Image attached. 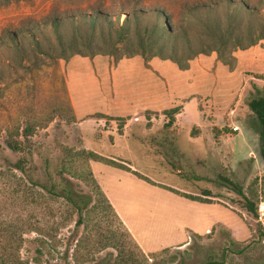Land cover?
<instances>
[{
    "label": "rangeland",
    "instance_id": "374dc122",
    "mask_svg": "<svg viewBox=\"0 0 264 264\" xmlns=\"http://www.w3.org/2000/svg\"><path fill=\"white\" fill-rule=\"evenodd\" d=\"M196 1L0 0V264H34L37 250L41 264H264L258 207L257 217L247 213L243 199L222 180L235 183L257 205L264 203V161L257 119L248 107L253 85L264 95L261 76L229 75L216 58L217 68L192 84L198 85L197 95L171 107L179 111L169 126L163 112L171 108L131 118L95 114L78 120L66 89L64 60L53 58L51 51L35 58L1 46L9 32L36 29L52 19L67 29L73 22L79 27L84 15L97 13L114 17L142 10L152 18V11L164 9L180 25L184 8ZM46 30L54 38L51 27ZM98 80L104 85L97 88L95 80L82 79L81 94L92 91L97 99H114L106 87L110 73ZM7 141L21 142L22 152L8 150ZM84 151L125 165L157 189L130 209L132 228L146 239L160 236L177 217L195 214L184 200L208 206L216 223L207 234L187 229L188 241L165 247L169 252L143 251L117 214L98 205L103 197L87 177L91 162L83 164L77 156ZM3 155L11 162L29 159L34 184L7 170ZM60 175L71 179L76 192L93 196L95 208L84 212L81 226H76L72 205L41 188L49 189ZM204 190L212 197L201 196ZM118 251L123 257L116 258Z\"/></svg>",
    "mask_w": 264,
    "mask_h": 264
},
{
    "label": "trees",
    "instance_id": "16d2710c",
    "mask_svg": "<svg viewBox=\"0 0 264 264\" xmlns=\"http://www.w3.org/2000/svg\"><path fill=\"white\" fill-rule=\"evenodd\" d=\"M184 23L173 24V17L166 10L152 11V18L146 11L135 10L132 13H121L108 16L97 13L95 16L84 15L82 24L78 27L71 23L67 29L60 19H52L48 25L36 29L9 32L1 46L15 52H29L33 57H40L51 51L53 58L68 61L74 56L94 58L109 56L114 62L124 58L140 56L148 66L152 58L170 61L182 71L190 68V63L200 55L216 54L217 60L234 71L237 65L235 53L247 50L264 41V0H198L183 10ZM51 27L54 38L47 34L46 28ZM1 48V47H0ZM253 97L248 101V107L257 119L255 131L259 136L260 155L264 161V95L253 85ZM179 107L165 110L163 114L169 117L168 126L174 121ZM102 116V114H96ZM27 141V134L22 135ZM6 147L13 153L22 152L21 142H6ZM78 159L83 164L87 162H101L126 171L138 179L146 180L135 171L115 161L100 157L93 152L78 153ZM30 156V154H28ZM7 170L19 173L22 179L34 184L29 177V159L22 157L11 162L5 155L2 156ZM87 177L95 186V192L103 197L98 205L106 204L105 210L115 213L96 182L90 164L87 166ZM69 176H74L70 174ZM230 188L243 199V208L253 217H257V204L245 195L232 181L222 178ZM147 181V180H146ZM51 196L62 198L72 205L78 213L76 226L84 224V212L94 207L91 193L81 195L76 192L73 182L68 177L59 176L58 182L52 183L50 188L41 186ZM201 196L212 197L208 190L201 191ZM193 201L208 203V199L185 196ZM230 246H235L231 243ZM118 248V247H116ZM119 250V249H118ZM164 248L160 253L169 252ZM118 251L116 258L123 257ZM37 259L34 264H41L37 250ZM131 258V257H130ZM105 262V261H103ZM126 262V261H125ZM121 264H126L121 261ZM203 264H213L205 262Z\"/></svg>",
    "mask_w": 264,
    "mask_h": 264
},
{
    "label": "crops",
    "instance_id": "0c3cea01",
    "mask_svg": "<svg viewBox=\"0 0 264 264\" xmlns=\"http://www.w3.org/2000/svg\"><path fill=\"white\" fill-rule=\"evenodd\" d=\"M235 57L237 65L234 71L225 66L229 75L237 73L243 80L248 75H259L264 82V41L247 50L237 51ZM215 60V54L200 55L191 61L188 70L182 71L176 64L158 58H152L147 66L140 56L124 58L118 62L106 56L92 59L74 56L66 62L63 61V67L67 93L78 120L95 114L131 118L149 111L160 112L197 95L198 85L192 84L196 83L198 77H207L205 71L217 68ZM82 71H86L88 75L83 76ZM108 72L110 81L106 87L110 86L109 90L114 92V99H97L96 93L92 91L81 94L78 86L81 87L82 79L89 77L95 80L93 85L98 88V85H104L98 80L101 73ZM102 106L104 110H95ZM90 167L96 182L124 227L145 252L184 244L188 241L187 229L198 235L207 234L216 223L213 216L207 213L210 211L208 206L184 200L187 208L195 214L177 217L160 236L146 239L142 232L138 233L132 228L130 209L139 199L148 201L149 190L155 192L153 190L157 189L126 171L101 162L92 161Z\"/></svg>",
    "mask_w": 264,
    "mask_h": 264
},
{
    "label": "built area",
    "instance_id": "2783aa9c",
    "mask_svg": "<svg viewBox=\"0 0 264 264\" xmlns=\"http://www.w3.org/2000/svg\"><path fill=\"white\" fill-rule=\"evenodd\" d=\"M234 131H238V127L233 128ZM258 214H259V220L261 223H264V203L260 202L258 205Z\"/></svg>",
    "mask_w": 264,
    "mask_h": 264
}]
</instances>
